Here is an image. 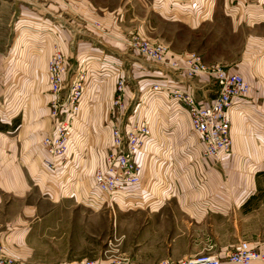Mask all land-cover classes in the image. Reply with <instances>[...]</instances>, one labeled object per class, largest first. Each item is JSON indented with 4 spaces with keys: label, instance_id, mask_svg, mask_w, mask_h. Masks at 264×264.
Wrapping results in <instances>:
<instances>
[{
    "label": "crops",
    "instance_id": "1",
    "mask_svg": "<svg viewBox=\"0 0 264 264\" xmlns=\"http://www.w3.org/2000/svg\"><path fill=\"white\" fill-rule=\"evenodd\" d=\"M155 1L167 21L183 22L200 31L206 27L204 23L222 14L242 24L249 41L258 45L262 40L263 44L260 25L264 24V0L147 2L153 6ZM84 16V33L89 39L78 37L72 41L74 38L65 30L46 34L40 43L45 46V53L42 50L43 54L28 64L22 60L23 84L17 87L14 109L9 112L13 121L9 122L8 113L2 111L7 117L5 124H0V243L4 255L23 264H68L83 258L111 264L120 256L135 264H149L155 259L139 253L135 249L137 243H130L132 249L124 251L115 247L113 238L118 244L131 240V234L126 232H136L151 224L192 232L189 238L175 237L170 249L160 253L162 258L175 261L222 253L227 242L223 234L215 239L207 234L198 237L193 233L197 230L225 231L232 242L229 245H234L237 238L264 247V63L240 67L250 91L229 113L230 153L220 158L204 157L201 138L192 130L187 109L164 91L150 95L145 91L151 84L160 83L193 91L198 100L206 102L215 96L210 76L199 74L186 80L160 64L158 78L150 79L146 76L150 71L142 70V77L133 81L141 65L132 61L127 63L126 70L127 64L106 52L122 55L130 51L129 56L140 55L128 48L129 37L125 38L111 17L96 18L89 8ZM94 22L102 23V31L93 26ZM137 27L140 35L150 38L141 24ZM168 43L165 45L169 56L188 52ZM54 45L68 57L71 68L79 62L87 65L84 96L73 125L76 147L57 174L46 168L48 155L41 145L42 138L52 130L49 102L53 96L48 86L47 64ZM253 45L247 47V56L257 53L252 50ZM120 76L126 81L125 102L132 96L131 85L141 87L146 98L128 120L147 122L150 136L145 138L144 150L137 156L141 183L125 196H117L111 209L94 188L93 174L102 166L111 144V100ZM104 204L108 210L102 208Z\"/></svg>",
    "mask_w": 264,
    "mask_h": 264
},
{
    "label": "built area",
    "instance_id": "2",
    "mask_svg": "<svg viewBox=\"0 0 264 264\" xmlns=\"http://www.w3.org/2000/svg\"><path fill=\"white\" fill-rule=\"evenodd\" d=\"M128 48L147 60L160 63L176 77L190 80L199 74L210 76L215 87V96L210 101L198 100L193 91L172 88L154 83L145 91L146 95L164 91L170 98L183 105L189 114L192 130L201 138L204 157L220 158L230 153L231 120L229 113L235 106L248 97L249 82L238 72L231 71L220 64H207L195 52L171 54L164 43L157 42L139 33L129 36ZM87 65L79 62L73 68L68 57L55 47L47 64V80L53 98L49 102V116L52 130L46 134L41 145L48 160L46 168L58 173L65 162L71 158L75 148L73 125L77 120L85 91ZM125 79L118 77L112 98L111 144L106 150L102 166L93 174V186L101 193L102 200L111 209L117 202V196L126 193L141 183V167L137 156L144 150L145 138L150 136V127L143 120L130 122L124 120ZM120 112V115L116 113ZM75 146V147H74ZM71 152V153H70ZM0 264H23L5 256L0 243ZM60 264V263H50ZM68 264H101L97 260L83 258ZM111 264H135L129 258L120 256ZM149 264H264V247L252 245L245 239L238 240L231 248L222 253L199 254L182 260L164 257Z\"/></svg>",
    "mask_w": 264,
    "mask_h": 264
},
{
    "label": "rangeland",
    "instance_id": "3",
    "mask_svg": "<svg viewBox=\"0 0 264 264\" xmlns=\"http://www.w3.org/2000/svg\"><path fill=\"white\" fill-rule=\"evenodd\" d=\"M75 1L78 0H0V124H5L7 120L5 111L8 113V121H13H10V116L13 114L9 112L14 109L17 87L20 88L22 87L21 84H23L21 82L23 78L21 77L25 75V72L20 69L21 64H23L22 60H25L28 64L30 60L41 56L43 54L42 50L46 49L44 48L45 46L40 45L41 39H45L47 37L46 34L50 32L55 35L58 34L57 32L65 30L74 38L72 41H77L78 37L84 40L89 39L86 37L87 33H84L86 31L85 25L87 24L84 15L87 8L93 11L96 18H99V16L111 17L115 25L119 24V28L125 34L126 39L131 34L138 33L137 26L141 24L145 33H147L146 36L150 37V39L164 44L169 42L170 47L173 46L181 51H194L202 57L205 63L226 65V67L232 68L231 70L235 69L236 72L238 71L243 76L244 72L240 71V67H247V65L249 66L254 62L264 63V51L262 53L264 40L263 44L260 43L262 40H259L258 45L249 41L246 38L247 32L243 28L244 26L242 24L238 25L237 20H232L222 14H219L214 21L204 23L206 27L199 31L194 30L190 25L183 22L165 20L161 16L162 12L156 1L155 4L152 2L153 6H151V2H147L148 0H132V2H127L126 0H117V2H104V0H91L92 2ZM221 1L224 2L225 0ZM228 1L239 2V0ZM240 2L260 1L240 0ZM115 20L117 21L115 22ZM93 26H97V29L102 31V23L94 22ZM260 28L263 30L262 34H264V24H261ZM81 32L86 34L84 35L85 37L82 36ZM141 36L145 37L142 34ZM99 43L97 45L101 46ZM249 45H253L252 50H257L258 54L247 56L246 51ZM55 47L58 48V46L54 45ZM106 52L116 55L123 64H132V61H134L141 65L140 68L136 69L138 74L134 76L133 81H137L142 77V70L145 73L150 71V75H146L150 76V79L159 77L156 71H160V63L147 60L142 55L132 54L129 56L130 51H127L128 54L122 55L109 50ZM127 58L131 61L127 60ZM135 65L137 66L136 63ZM128 67L126 70H128ZM130 88L132 96L128 102L124 101L126 106L123 114L124 120L133 114L134 110L139 111V107L144 103V98H146L144 94H141V87L138 88L135 85H131ZM21 107L20 109L23 110ZM2 111L4 112L2 113ZM112 111L111 109L110 115L114 119ZM118 114L120 115V112L116 113V115ZM106 205L104 204L102 207L104 210H108ZM126 233H130V238L132 239H124L118 244L117 240L113 238V241L117 244L115 247L123 248L124 251H127L132 249L130 243L131 245L137 243L138 247H135V249L139 253L157 260L162 258L160 253L170 249V243L175 237L182 236L184 238V236H187L189 238V234L192 232L188 233L181 229L172 230L163 224H151L145 225L144 229L139 231ZM193 233L198 234V237H205L207 234L209 235L208 237L212 238L213 236V239L218 234H223V239L227 242L222 246L221 251L233 246L229 245L232 242L228 241L227 232L225 231L205 232L197 230V232ZM238 240L236 238V241Z\"/></svg>",
    "mask_w": 264,
    "mask_h": 264
}]
</instances>
